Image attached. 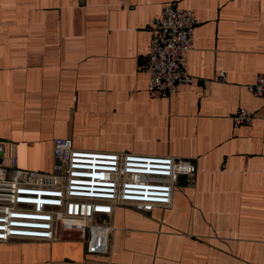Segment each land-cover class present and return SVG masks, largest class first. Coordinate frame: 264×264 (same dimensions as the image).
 I'll list each match as a JSON object with an SVG mask.
<instances>
[{
  "label": "crops",
  "instance_id": "1",
  "mask_svg": "<svg viewBox=\"0 0 264 264\" xmlns=\"http://www.w3.org/2000/svg\"><path fill=\"white\" fill-rule=\"evenodd\" d=\"M177 2L199 20L191 85L153 99L151 25ZM226 72V81L217 80ZM264 0H0V141L22 170L50 173L54 142L195 160L173 204L117 207L108 255L85 240L0 242V264H264ZM246 109L251 125L235 128Z\"/></svg>",
  "mask_w": 264,
  "mask_h": 264
},
{
  "label": "built area",
  "instance_id": "2",
  "mask_svg": "<svg viewBox=\"0 0 264 264\" xmlns=\"http://www.w3.org/2000/svg\"><path fill=\"white\" fill-rule=\"evenodd\" d=\"M199 25L194 13L177 2L166 4L152 21V39L143 60L149 76L148 94L166 99L179 85L195 82L186 57ZM227 74L217 75L220 82ZM264 99V74L247 87ZM255 116L237 110L235 128L253 123ZM198 173L195 160L169 155L78 149L71 139L54 142L50 173L22 170L16 157H5L0 141V242L85 240L91 255H108L112 227L100 219L111 217L117 207L152 212L173 204L182 176Z\"/></svg>",
  "mask_w": 264,
  "mask_h": 264
}]
</instances>
